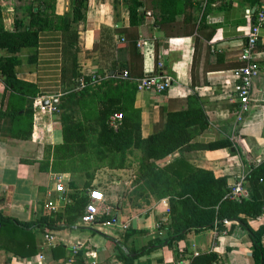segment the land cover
<instances>
[{
  "label": "crops",
  "instance_id": "1",
  "mask_svg": "<svg viewBox=\"0 0 264 264\" xmlns=\"http://www.w3.org/2000/svg\"><path fill=\"white\" fill-rule=\"evenodd\" d=\"M142 1L140 9L145 12V18L137 28L140 36L137 45L143 57L142 62L138 57L136 68L138 70L142 64L144 75L153 74L157 55L162 73L170 77L171 82L160 95L136 91L133 107L139 112L141 138L146 139L153 133L161 108L171 112L183 110L188 97L194 95L208 119L207 129L194 143L232 140L238 134L253 158L264 159V23L259 29L255 56L260 72L253 81L249 111L241 121L235 118L238 102L231 75V70L241 65L239 56L255 8L236 0H163L165 4H159L160 0ZM69 5L70 0H56V14L68 12ZM17 6V0H0L7 31L14 29ZM116 7L115 10L113 0H87L85 20L72 23L71 28L79 36L77 61L84 76L93 77L97 73L98 80H105L102 74L116 58L115 46L121 45L125 34L132 30L127 9L120 4ZM256 11L264 12V0H259ZM99 30L102 34L96 39L98 49L95 51V33ZM61 47L59 32H44L35 48H25L18 55L21 62L16 68L17 78L36 85L44 95L35 100L30 139L21 141L3 135L0 120V210L20 222L39 219L43 209L47 210L48 200L55 202L57 210L63 209L68 202L60 201L55 192V178L59 174L39 169L44 148L62 143L57 116L51 106L41 105L48 99L58 101L60 96L63 87L60 82ZM120 60L123 62V58ZM127 62L133 65L129 52ZM2 94L0 81V98ZM141 155V150L132 149L123 168H102L97 173L101 171L104 180L95 177L91 183V188L95 189L99 182L109 181L108 176L115 177L112 181L115 193L110 195L106 206L108 215L111 208L116 210L112 221L90 227L76 224L62 225L55 230L33 229L38 253L23 258L0 249V264H68L65 259L73 247H76V257L81 264H122L118 259L120 252L127 254L128 248L138 249L163 239L166 232L160 226L168 220L169 200L158 198L148 193L143 185L133 182ZM180 155L191 166L208 170L216 178L227 177L228 187L245 172L233 148L192 150L183 154L176 151L164 161L171 162ZM62 175L66 193L73 192L68 183H74L79 189L83 186L84 181L77 182L76 175ZM106 185L110 187L107 182ZM243 197H248L246 190ZM247 221L251 229H257L264 223V210ZM131 230L143 233L125 242L124 235ZM47 234L54 237V244L47 243ZM152 248L154 250L139 257L136 264H190L192 257L210 252L218 254L221 264H253L248 235L235 239L225 232L217 234L215 228L190 231L175 245H154ZM39 255L43 257L41 260Z\"/></svg>",
  "mask_w": 264,
  "mask_h": 264
},
{
  "label": "trees",
  "instance_id": "2",
  "mask_svg": "<svg viewBox=\"0 0 264 264\" xmlns=\"http://www.w3.org/2000/svg\"><path fill=\"white\" fill-rule=\"evenodd\" d=\"M236 1L255 8L252 14L254 24L259 0ZM17 2L19 6L15 9L13 31L5 30L0 7V81L3 84L0 98L1 133L21 141L30 139L35 100L44 95L36 85L17 78L16 68L21 62L18 55L25 48H35L42 33L59 32L62 40L60 82L63 87L58 103L52 106V112L58 119L62 143L44 148L39 169L55 174L80 175L84 182L82 189L72 182L68 183L73 192L63 194V199L68 201L63 209L56 212L43 209V215L36 221L20 222L0 210V249L23 258L38 253L33 229L55 230L62 225H76L89 202L88 193L92 189L95 173L102 168H123L128 152L139 149L142 155L138 159L133 182L143 185L148 193L158 198H168V220L160 226L166 236L138 249L128 248L127 254L120 252L118 259L122 264H136L139 257L154 250V245L163 247L167 241V246H172L190 231L213 228L217 234L225 232L235 239L248 235L253 264H264V223L253 230L247 221L264 210V159L252 157L242 142L243 137L235 134L232 140L194 143L195 138L207 129L208 119L198 98L191 95L183 110L171 112L161 108L153 133L146 139L141 138L139 112L133 107V101L137 91L135 79L144 75L142 64L141 68H136L138 57L141 62L143 57L137 45L140 37L137 28L145 18V12L140 9L143 1L113 0L115 10L116 4L127 9L129 28L132 30L125 34L121 45L115 46L116 58L102 74L105 80H98L97 73L93 77L84 76L77 61L79 36L71 27L72 23L85 20L87 0H70L69 11L63 15L55 12L56 0ZM159 4L165 2L160 0ZM100 34V30L95 33V51L98 49L96 39ZM128 52L133 65L127 62ZM120 58H123V62ZM154 60L153 74L162 73V68H158L157 55ZM111 71L113 74L109 73ZM124 73L127 79L122 78ZM115 114H120L121 118L113 126L111 118ZM228 147L234 149L245 169L247 198L230 199L227 177L216 178L208 170L191 166L181 155L171 162L164 161L176 151L183 154L185 151ZM112 220V216L103 214L97 224ZM227 223L231 225L227 227ZM142 233L127 231L124 240L126 242ZM75 261L80 262L78 257H75ZM190 264L221 263L218 254L210 252L192 257Z\"/></svg>",
  "mask_w": 264,
  "mask_h": 264
},
{
  "label": "built area",
  "instance_id": "3",
  "mask_svg": "<svg viewBox=\"0 0 264 264\" xmlns=\"http://www.w3.org/2000/svg\"><path fill=\"white\" fill-rule=\"evenodd\" d=\"M249 12L250 10L247 11V13ZM263 23L264 12L258 11L254 20V24H251V27L248 33L246 34V39L240 52L239 60L241 62V65L231 70V75L235 80L233 85V91L238 102V109L235 112L236 121H241L243 116L249 111L251 103L250 95L252 91L253 81L260 72L259 66L255 61V47L257 45L259 37V29ZM161 67V63H158V68ZM122 78H128L126 73L123 74ZM135 81L137 82V92L149 91L160 95L165 92L169 87L171 78L165 76L163 73H155L143 75L141 78L135 79ZM50 106L52 107L53 105ZM120 118V114H115L111 118V125L116 126L117 121L120 120ZM63 181L64 178L62 174L57 175V177L55 178V192L59 194L60 201H66V199H63V194L65 193ZM245 183V176L243 174L238 177L236 182L231 187H229L228 197L230 199L237 200L239 198H242L245 193ZM88 197L89 202L86 204L83 214L76 223L84 227L97 225L98 219L103 214L108 215V211L105 206V199L103 193L100 190H89ZM45 207L48 211L51 212L58 211V206L52 199L48 200L45 203ZM101 207H104V212H101ZM45 238L49 245L54 244L55 239L53 236L47 234ZM76 255V247H73V249L71 250V254L67 258L66 262L68 264H81L80 262L75 261ZM38 258L41 260L43 257L42 255H39Z\"/></svg>",
  "mask_w": 264,
  "mask_h": 264
},
{
  "label": "rangeland",
  "instance_id": "4",
  "mask_svg": "<svg viewBox=\"0 0 264 264\" xmlns=\"http://www.w3.org/2000/svg\"><path fill=\"white\" fill-rule=\"evenodd\" d=\"M48 100L49 101H52V99H48ZM77 176H79V177H77ZM95 177H97V179L99 181H100L101 178H103L102 180H104V178H105V177H102L101 171L98 172V173L96 172L95 173V176H94V179H95ZM114 178L115 177L108 176V180L109 181H103V183L102 182H99L98 185H96V187H95V189H98V190H100L103 193V196H104V199H105V206H107V203H108L107 201L110 199V195L112 193H115L114 183L112 182L114 180ZM75 180L77 182H81V183L84 181L83 178H81L80 175H76ZM106 182L108 183V185H110V187H108L106 185ZM63 185H64V187L66 186L65 180L63 181ZM81 189H82V187H81ZM104 210H105L104 207H101V212H104ZM115 211H116L115 208H111V210L109 211V215L108 216H113V214L115 213Z\"/></svg>",
  "mask_w": 264,
  "mask_h": 264
},
{
  "label": "water",
  "instance_id": "5",
  "mask_svg": "<svg viewBox=\"0 0 264 264\" xmlns=\"http://www.w3.org/2000/svg\"><path fill=\"white\" fill-rule=\"evenodd\" d=\"M73 86H71L70 88H72ZM58 103V101L57 100H52V101H49V100H44L43 102H41V105L43 106V107H48V106H50V105H55V104H57ZM165 244H167V241L165 242Z\"/></svg>",
  "mask_w": 264,
  "mask_h": 264
}]
</instances>
